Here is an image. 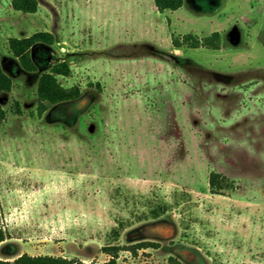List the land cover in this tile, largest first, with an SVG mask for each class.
<instances>
[{"label": "rangeland", "instance_id": "rangeland-1", "mask_svg": "<svg viewBox=\"0 0 264 264\" xmlns=\"http://www.w3.org/2000/svg\"><path fill=\"white\" fill-rule=\"evenodd\" d=\"M0 0V258L28 253L117 264H264V0ZM39 31L35 72L9 49ZM218 31L221 48L176 49L173 35ZM74 101L37 113L58 61ZM233 181L211 193L209 174ZM157 215V216H156ZM117 229L120 233L116 236Z\"/></svg>", "mask_w": 264, "mask_h": 264}, {"label": "trees", "instance_id": "trees-1", "mask_svg": "<svg viewBox=\"0 0 264 264\" xmlns=\"http://www.w3.org/2000/svg\"><path fill=\"white\" fill-rule=\"evenodd\" d=\"M158 11L177 10L183 6L184 0H154ZM12 6L15 10L23 13H35L39 8V0H13ZM55 35L48 31H39L28 37H11L9 39V49L13 56L19 59L22 67L29 72H35L37 65L32 58V48L36 44H53ZM222 35L215 31L207 36H199L193 33L172 36V46L176 49L181 48H199L205 47L212 50L221 48ZM71 65L68 61H58L49 71L43 72L39 78L37 87V113L41 117L49 109L50 105L74 101L81 96L79 85L72 87L64 86L59 80V76L68 77L71 75ZM13 86V80L6 74L0 63V92H10ZM6 118L5 110L0 107V124ZM231 181L223 173L212 171L209 174V186L211 193L223 194L224 190L233 188ZM157 216V215H156ZM1 222V209H0ZM117 229H114V232ZM116 236L120 232L117 230ZM8 238L6 230L0 226V243ZM158 246L155 243L141 242L135 246L125 247L120 245H109L103 248L104 252L110 255V258L101 263L84 262L76 258H67L63 256L52 255H31L23 253L14 259L0 258V264H117L119 253L122 250L136 252L139 248Z\"/></svg>", "mask_w": 264, "mask_h": 264}]
</instances>
